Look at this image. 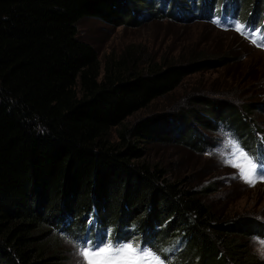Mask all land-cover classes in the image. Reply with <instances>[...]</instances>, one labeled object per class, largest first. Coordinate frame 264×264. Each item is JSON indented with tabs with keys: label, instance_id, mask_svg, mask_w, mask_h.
<instances>
[{
	"label": "trees",
	"instance_id": "trees-1",
	"mask_svg": "<svg viewBox=\"0 0 264 264\" xmlns=\"http://www.w3.org/2000/svg\"><path fill=\"white\" fill-rule=\"evenodd\" d=\"M230 1L0 0V264H63L60 239L52 233L77 235L93 217L119 239L177 244L193 264H264L255 249L264 239V209L240 212L210 203L212 180L188 186L145 159L149 146L201 152L205 137L192 118L202 129L225 128L255 150L262 144L258 134L264 139L254 116L264 110V69L254 61L247 66L243 56L213 59L202 51L185 62H149L142 70L128 47L102 70L96 49L78 36L85 17L139 25L173 17L179 7L182 19L211 21L209 12ZM257 3L264 11V0L251 5ZM252 14L259 17L253 24L264 25V13ZM214 67L231 74L222 92L212 90L228 94L229 102L200 104L196 96L187 110L125 123L187 77Z\"/></svg>",
	"mask_w": 264,
	"mask_h": 264
},
{
	"label": "rangeland",
	"instance_id": "rangeland-1",
	"mask_svg": "<svg viewBox=\"0 0 264 264\" xmlns=\"http://www.w3.org/2000/svg\"><path fill=\"white\" fill-rule=\"evenodd\" d=\"M253 1L256 0H232L228 3L227 12L236 16L241 25L252 23L253 14L250 15V13L255 12L258 15L264 13L260 4H254L257 5L256 7L251 5ZM190 3L193 4L194 1L190 0ZM200 5L198 4V6ZM189 11L188 15L193 16L194 12L190 9ZM175 12L179 18H177V14L173 17L153 18L139 25L125 23L117 26L99 18L85 17L78 23V36L96 49L101 60L102 70L108 58H120L128 47L131 48V53L139 56L137 63L142 70H146L151 62L160 63L162 60L175 63L185 62L188 58L193 57L195 52L202 51L207 52L208 55H214L213 59L224 55L233 61L243 56L241 60H245L247 66L248 63L251 65L254 61L255 64L260 65L259 68L264 69V48L244 38L235 28H227L222 19L214 18L211 21L199 17H193L194 20L191 17L182 19L179 7ZM189 18L191 21H188ZM236 24L233 22L234 27ZM227 73L231 75L229 71ZM228 75L222 67L209 68L195 73L187 77L175 91L156 98L148 107L130 115L125 123L131 126L144 117L165 116L176 113L178 108L187 110L190 102L196 96L204 98L199 99L200 104L209 98L223 103L229 102L228 94L220 93L223 84L232 83L233 79ZM212 90H220V92ZM236 104L239 105L241 102L237 101ZM254 116L257 122H262L263 125L260 127L264 129V110L256 112ZM191 122L205 137V140L204 137L200 138L206 142L201 152L190 146L157 145L145 148L147 153L145 159L164 165L170 170V176L184 179L188 186L200 188L212 180L213 183L209 184L210 188L216 190L206 194L210 203L233 207L240 212L264 209V181L257 180L254 186H249L238 177V168L222 162L225 157L234 153L229 141L238 140L233 136L227 140L228 130L226 131L223 127L212 132L209 130V126L204 128L205 130L202 129L194 118L191 119ZM111 133V138L117 140L115 129ZM190 139L198 141V138L195 137ZM243 163L245 162L239 164ZM96 219V217L91 218L90 222L85 225V231H88L91 239L101 236L102 240L107 235L106 239L113 243L119 241L138 244L141 248L150 250L164 264L195 263L189 252L165 239L156 240V244H152L153 240L146 243L127 235L114 240L113 231L105 229V226ZM85 231L82 230L77 235L65 229L52 233L60 239L57 242L61 250L60 254L63 255V264H81L76 248L86 241L83 238L87 233ZM119 234L121 233L118 231L117 235ZM262 241L264 239L258 238L259 245L255 246V249L260 253L264 252ZM176 246L177 248H174Z\"/></svg>",
	"mask_w": 264,
	"mask_h": 264
},
{
	"label": "snow or ice",
	"instance_id": "snow-or-ice-1",
	"mask_svg": "<svg viewBox=\"0 0 264 264\" xmlns=\"http://www.w3.org/2000/svg\"><path fill=\"white\" fill-rule=\"evenodd\" d=\"M235 27L238 32L245 30V26L239 23ZM249 34L252 35V33ZM253 42H256L255 39ZM229 143L234 149V153L225 157L222 162L238 168V177L249 186H254L257 180L264 181V155H249L241 149L239 141L230 140ZM236 153H238V157ZM238 158L243 159L245 163H237ZM261 243L264 244V241ZM76 252L80 257L81 264H164L150 250L141 248L138 244L119 241L113 243L107 239L98 242L84 241L77 246Z\"/></svg>",
	"mask_w": 264,
	"mask_h": 264
},
{
	"label": "bare ground",
	"instance_id": "bare-ground-1",
	"mask_svg": "<svg viewBox=\"0 0 264 264\" xmlns=\"http://www.w3.org/2000/svg\"><path fill=\"white\" fill-rule=\"evenodd\" d=\"M251 14V13H250ZM254 14V13H253ZM253 16V15H252ZM231 17L234 19V20H238V18L234 15H231ZM259 18V17H258ZM258 18H253V21L254 20H257ZM227 135H230V132L227 131Z\"/></svg>",
	"mask_w": 264,
	"mask_h": 264
},
{
	"label": "clouds",
	"instance_id": "clouds-1",
	"mask_svg": "<svg viewBox=\"0 0 264 264\" xmlns=\"http://www.w3.org/2000/svg\"><path fill=\"white\" fill-rule=\"evenodd\" d=\"M226 138H228V135H226ZM226 138H225V140H226ZM260 256H261L262 259H264V253H260Z\"/></svg>",
	"mask_w": 264,
	"mask_h": 264
}]
</instances>
